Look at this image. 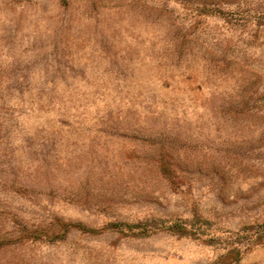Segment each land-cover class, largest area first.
I'll list each match as a JSON object with an SVG mask.
<instances>
[{
  "label": "rangeland",
  "instance_id": "374dc122",
  "mask_svg": "<svg viewBox=\"0 0 264 264\" xmlns=\"http://www.w3.org/2000/svg\"><path fill=\"white\" fill-rule=\"evenodd\" d=\"M0 264H264V0H0Z\"/></svg>",
  "mask_w": 264,
  "mask_h": 264
},
{
  "label": "trees",
  "instance_id": "16d2710c",
  "mask_svg": "<svg viewBox=\"0 0 264 264\" xmlns=\"http://www.w3.org/2000/svg\"><path fill=\"white\" fill-rule=\"evenodd\" d=\"M244 14H245V17H246L247 13L245 12ZM243 16H244V15H243ZM248 23H249V22H248ZM166 169H167V168H164V170H166Z\"/></svg>",
  "mask_w": 264,
  "mask_h": 264
}]
</instances>
